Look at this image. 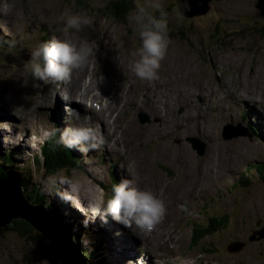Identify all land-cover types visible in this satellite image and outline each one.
<instances>
[{"label": "rangeland", "instance_id": "1", "mask_svg": "<svg viewBox=\"0 0 264 264\" xmlns=\"http://www.w3.org/2000/svg\"><path fill=\"white\" fill-rule=\"evenodd\" d=\"M111 1L84 0L85 5L81 6L77 0H0V10L6 9V13L0 14V122L11 126L10 133L0 129V150H10L16 164L30 172L31 180L42 188L55 213L63 217L64 227L83 224L88 207L95 201L107 200L112 185L121 179L130 180L135 187L150 189L163 199L165 214L152 230L171 232L174 242L166 238L165 246L160 240L151 242L140 238L128 258L115 250L116 257L125 264H264V239L247 243L243 240L234 252L227 248L237 235V228L244 232L248 226H254L257 219L264 220V186H257L253 175L251 185H243L250 179L249 174L254 173L250 164L255 160L264 163V126L261 125V122L264 125V23L255 7L256 0H211L210 10L205 15L194 18L181 15L179 19L176 0H161L168 14L169 31L167 51L157 78L166 85L160 84L158 88H169L176 82L181 91L174 92L178 95L176 103L167 102L165 108L159 106L161 113H156L155 109L152 112L143 100L150 96V104H161L163 96L168 94L159 92L156 80L142 81L128 71L127 65L139 47V40L128 19L117 21L103 11ZM130 1L134 5L145 2ZM65 13L87 15L92 24L79 32L65 34L62 23ZM65 35L72 39L95 40V55L90 56L82 68L74 70L67 83L43 84L29 78L24 64L31 48L40 41ZM86 76L85 86L92 85L94 92L103 96L104 89L105 97L112 98L114 107L107 108V114H118L122 132L115 140L120 144L103 136L104 145L86 155L72 148L78 163L71 164L74 167L68 169V173L64 170L48 177L32 157L39 154L46 140L45 132L85 120L94 127H102L92 122L94 115L89 114L85 99L82 101L88 115L66 116L69 108L64 104L69 103L70 98L75 101L77 96L70 95L64 88L72 85L70 91L79 89ZM56 94L62 99L66 97L67 102L58 100ZM119 97L123 98L122 102ZM242 97L252 100L249 102L255 104L254 109L260 111L262 118L252 115L251 108L247 107L249 103ZM185 101L189 103L183 106ZM132 102H137L138 106ZM162 119L165 124L144 132V126ZM197 120L203 122L202 126L187 132L176 126L180 123L185 129V125H194ZM125 122L137 126L133 131L138 133L126 135ZM246 122L253 123L254 129L253 125L260 126L256 136L223 137L222 134L228 132L227 126L234 128L232 131L246 129ZM194 141L205 145L203 154L193 148ZM53 178L57 181L55 184L51 182ZM66 179L77 181L79 185L70 195L67 186L60 182ZM56 193L68 198L61 199ZM166 197L175 198L174 202L168 205ZM213 217L226 218L224 227L192 245L194 224L206 227ZM113 222L116 223L109 218L107 223L97 219L86 226L83 224L88 241L99 246L107 264H110L109 250L113 246L103 232L108 227L112 230ZM116 229L125 235L129 231L119 224ZM142 231L133 225L129 234L140 235ZM29 234L32 236L24 241L13 232L0 231V264H66L53 250L56 247L45 242L36 230ZM118 235L119 232L115 236ZM78 247L84 254L88 253L82 243L79 242ZM83 256L89 264L87 256ZM145 259L149 260L142 263Z\"/></svg>", "mask_w": 264, "mask_h": 264}, {"label": "clouds", "instance_id": "2", "mask_svg": "<svg viewBox=\"0 0 264 264\" xmlns=\"http://www.w3.org/2000/svg\"><path fill=\"white\" fill-rule=\"evenodd\" d=\"M186 10L185 0L184 7L177 12V19ZM5 11L6 9L0 10V14ZM127 19L133 25L139 40V47L132 53L133 59L127 65L128 71L142 81H153L158 78V70L167 51L168 14L164 11L161 0H145L144 3L137 2L134 5ZM62 23L63 32L70 34L90 26L92 21L84 14L65 13ZM96 48L95 40L72 39L70 35L52 37L31 48L24 70L29 78L43 84L67 83L71 80L73 71L82 68L88 58L95 55ZM73 114L79 115L73 109L66 110V116L71 117ZM0 129L11 132V126L7 122H0ZM53 138L55 143L73 148L82 155L104 145V137L99 128L92 126L87 120L63 129L53 127L45 132L44 139ZM51 182L55 184L57 181L53 178ZM60 182L67 186L69 195L71 191L78 190L77 181L66 179ZM56 195H60L61 199L68 198L60 193ZM179 207L184 210L183 205ZM164 213L165 205L162 199L150 189L133 186L130 180L125 178L112 185L107 200L95 201L88 207L82 223L86 226L97 219L101 223H107L111 218L124 228L130 229L134 225L139 230L151 231Z\"/></svg>", "mask_w": 264, "mask_h": 264}, {"label": "bare ground", "instance_id": "3", "mask_svg": "<svg viewBox=\"0 0 264 264\" xmlns=\"http://www.w3.org/2000/svg\"><path fill=\"white\" fill-rule=\"evenodd\" d=\"M19 2V1H18ZM1 3V2H0ZM4 4V3H3ZM1 5V4H0ZM5 5V4H4ZM4 7V6H3ZM28 12V11H27ZM31 12V11H30ZM6 13V12H5ZM35 15V14H34ZM3 16V15H2ZM7 17V16H6ZM175 58V57H174ZM179 64V63H178ZM77 72H78V70H77ZM76 72V73H77ZM74 73V72H73ZM76 73H75V75H76ZM78 75V74H77ZM80 75V74H79ZM178 75V74H177ZM176 75V76H177ZM184 76V75H183ZM76 77V76H75ZM85 77V76H84ZM95 77V76H94ZM93 77V78H94ZM79 78V77H78ZM175 78H177V77H175ZM85 80H83V82H82V84H81V86L79 87V89H77V90H71L70 91V88H72V85L68 88V85H67V87L66 88H64V90L65 89H67V90H69L68 91V93L70 94V95H73V94H75L77 97H76V100L75 101H72V100H74V99H71L70 98V101H69V103L65 100L66 99V97H65V99H62V97H60V96H58V94H56L57 96H58V100H61V102H67V103H63L64 104V106L66 107V108H69V109H73V110H75V113H78L80 116H82V115H84V114H86L87 113V115H88V111H87V109L84 107V103H83V101L82 100H87V102L85 101V105H87L88 107H89V114H92V115H94V121H92V122H95V124H98V126L99 125H101L103 128H104V130H103V128L101 127V129L99 128V130H100V132H101V134L103 135V136H105L106 137V139L107 140H109L110 142H114V143H119V142H117L116 140H115V136L117 137L118 136V133L120 132H122V130L120 129V126H119V117H118V114H116L115 116L114 115H109L108 116V112H107V108H110L111 109V107H114V106H112V98H108V97H105V91H104V89H103V91H101V93H103L104 94V96L103 95H101V94H97L96 92H94V88H93V86L92 85H90V86H85V82L88 80V78H87V76H86V78H84ZM77 81H80V80H78V79H76ZM156 80V84H155V87H159L160 86V84L162 85H166V82L165 83H162V82H160L158 79H155ZM167 80V79H166ZM214 80V79H213ZM218 80H220V79H218ZM81 82V81H80ZM168 82V81H167ZM74 83V82H73ZM78 83V82H77ZM176 83V82H175ZM174 83V86L172 85L171 87H169V88H161V89H159V92H165L166 94H168V95H164L163 96V103H157L156 101V103H155V105H152V104H150V101L148 100V98L150 97V96H147L144 100H143V102L145 103V105H147L148 106V108L152 111L153 109H155V112L156 113H158V111H160L159 110V106L160 107H162V106H164V108L167 106V102H172V103H176L177 101H178V95H176V93H174V92H181L180 91V89H179V86H178V84H175ZM53 84V83H52ZM76 84V83H75ZM96 84V83H95ZM79 85V84H78ZM110 85V84H109ZM149 84H146V86H148ZM210 85V84H209ZM55 87V86H54ZM75 87H77V86H75ZM152 87V86H151ZM221 87H222V85H221ZM78 88V87H77ZM103 88V87H102ZM150 89V88H149ZM148 90V89H147ZM151 90V89H150ZM211 90V89H210ZM183 91V90H182ZM211 91H213V90H211ZM245 91V90H244ZM145 92V91H144ZM258 92V91H257ZM56 93V92H55ZM67 93V92H66ZM213 94L212 95H214V92H212ZM228 93H230V92H228ZM234 93V92H233ZM193 94V93H192ZM235 94V93H234ZM65 95V94H64ZM119 95V94H118ZM191 95V94H190ZM253 95V94H252ZM256 95V94H255ZM68 96V95H67ZM144 96V95H143ZM202 96H205L204 94L202 95ZM74 97V96H73ZM182 97H183V94H182ZM57 98V97H56ZM55 98V99H56ZM78 98V99H77ZM93 98V100H91ZM249 98V97H248ZM248 98L247 97H242V99L244 100V101H247L249 104L247 105V107H250L251 108V111H252V115L254 116L255 114H257L258 115V117H261L259 114H260V111L258 110V109H254V105L255 104H251L249 101H252V100H248ZM68 99V98H67ZM114 99V98H113ZM119 100H121V102L123 101V98L122 97H119ZM118 100V101H119ZM140 100V99H139ZM185 100H186V98H185ZM260 100V99H259ZM115 101V100H114ZM130 101H132V100H130ZM129 101V102H130ZM238 101V100H237ZM57 102V101H56ZM125 102V101H124ZM128 102V103H129ZM191 102H193V101H191ZM137 103V102H136ZM136 103H134V102H132L131 104H135V105H137ZM189 103V101H185L184 103H183V106L184 105H186V104H188ZM238 103V102H237ZM62 104V105H63ZM127 104V103H126ZM178 104V103H177ZM197 104V103H196ZM175 105V104H174ZM234 105H236V104H234ZM138 106V105H137ZM154 106V107H153ZM200 106V105H199ZM115 107H116V105H115ZM142 107V106H141ZM144 107V106H143ZM153 107V108H152ZM193 107V106H192ZM194 108H195V106H194ZM193 108V109H194ZM235 108V107H234ZM40 109V108H39ZM133 109V108H132ZM260 109V108H259ZM97 110H99V112L97 111ZM1 111V110H0ZM59 113H60V111L59 110H57ZM146 111V110H145ZM186 111V110H185ZM190 111V110H189ZM195 111V110H194ZM228 111V110H227ZM150 112V111H149ZM153 112V111H152ZM245 112V111H244ZM160 113H161V111H160ZM192 113V112H191ZM198 113V112H197ZM151 115V114H150ZM227 115V114H226ZM90 116V115H89ZM202 116V115H201ZM232 116V115H231ZM20 117V116H19ZM154 117V116H153ZM222 118L224 117V115L222 114V116H221ZM256 117V116H255ZM262 118V117H261ZM264 118V117H263ZM88 119V118H87ZM249 119V118H248ZM75 120V119H74ZM132 120V119H131ZM264 120V119H263ZM22 121V120H21ZM80 121V120H79ZM118 121V122H117ZM128 121V120H127ZM168 121V120H167ZM197 121H199V120H197ZM261 121V120H260ZM163 122H165V120L164 119H162V120H160L159 122H156V123H149L148 125H146V126H144V132L146 133V131L147 132H150L151 131V129H153L155 126H158L159 125V127L160 126H162V123ZM170 122V121H169ZM78 123V122H77ZM80 123V122H79ZM202 121H199V122H196L194 125H191V126H186L185 125V127H187V128H185V129H182L183 128V126L184 125H181L180 123H177L176 124V126L179 128V129H181L180 131H183V130H186V132L187 131H190L189 129H194V127H196V126H202ZM163 124H165V123H163ZM167 124V123H166ZM75 125V124H74ZM257 125V127H258V129H259V131H260V126L258 125V124H256ZM261 125L262 126H264L263 125V123L261 122ZM164 126V125H163ZM166 126V125H165ZM134 127H137V126H133V125H131V124H129V122H125V124H124V130H126L125 131V134L126 135H135V133L137 134L138 132L136 131L135 133H134V131H133V128ZM139 127V126H138ZM140 128V127H139ZM134 129H136V128H134ZM148 129H149V131H148ZM140 130V129H139ZM194 132V131H193ZM196 132H198V131H196ZM202 132V131H201ZM212 135V134H211ZM216 138V137H215ZM214 138V139H215ZM106 140V141H107ZM215 141V140H214ZM217 141V140H216ZM108 142V141H107ZM120 144V143H119ZM213 144V143H212ZM220 145V144H219ZM212 146V145H211ZM223 146V145H222ZM226 146V145H225ZM120 147V146H119ZM122 147V146H121ZM181 147V146H180ZM213 147V146H212ZM214 148V147H213ZM222 148V147H221ZM181 149V148H180ZM179 149V150H180ZM168 150V149H167ZM166 150V151H167ZM169 150H171L172 152H173V148H170L169 147ZM117 151V150H116ZM182 151V150H181ZM180 151V152H181ZM186 151V150H185ZM185 151H183L182 153H184ZM30 152V151H29ZM115 152V151H114ZM120 152H122V151H120ZM178 152V151H177ZM212 152V151H211ZM230 152V151H229ZM125 153V152H124ZM163 153V152H162ZM174 153V152H173ZM226 153V152H225ZM180 154V153H179ZM189 154V153H188ZM221 154H222V151H221ZM128 155V154H127ZM225 156V155H224ZM36 157V156H35ZM39 157V156H38ZM78 157V156H77ZM130 157V156H129ZM128 157V158H129ZM179 157H181V156H179ZM218 157V156H217ZM216 157V158H217ZM221 157V156H220ZM78 158H81V157H78ZM119 158V157H118ZM183 158V157H182ZM197 158V157H196ZM229 158V157H228ZM119 161V160H118ZM188 161V160H187ZM199 161V160H198ZM201 161V160H200ZM123 162V161H122ZM124 163V162H123ZM187 163V162H186ZM214 164V163H213ZM224 164V163H223ZM223 166V165H222ZM226 166V165H225ZM126 167V166H125ZM132 167V166H131ZM195 167V166H194ZM197 168V167H196ZM121 169H124L123 167H121ZM132 169V168H131ZM211 169V168H210ZM123 171V170H122ZM190 171H191V169H190ZM200 171V170H199ZM224 171V170H223ZM222 172V171H221ZM232 172V171H231ZM240 172V171H239ZM202 173H203V171H202ZM205 173V172H204ZM228 174V173H227ZM53 177V176H52ZM139 178V177H138ZM202 179V178H201ZM140 180V179H139ZM201 181V180H200ZM204 182V181H203ZM136 185V184H135ZM187 192V191H186ZM176 197V196H175ZM166 199H167V201H168V205H170L172 202H174V199L175 198H172V197H166ZM184 199V198H183ZM163 200V199H162ZM175 208V207H174ZM50 209V208H49ZM50 211L52 212V210L50 209ZM165 214V213H164ZM163 218V217H162ZM61 226H63L64 224V222H63V220L61 219ZM118 225V223H114L113 222V224H112V230L111 229H108V228H105L104 229V234H106V236H107V238L109 239V242H110V244L113 246V249H110L109 251H111V253H109L110 254V257H109V262H110V264H125L123 261H122V259L121 260H119L117 257H116V252H115V250L117 249V252L121 255V256H123V255H126V257L128 258V257H130L131 256V253H133L134 252V250H133V246H136V244L140 241V238L141 239H143V240H148V241H157V240H160L161 241V243L162 244H165V246H167L166 245V238H168L169 239V241H171L172 239H174L175 237H174V235H172V233L171 232H167V233H162V232H160V229H158V228H155V230H151V231H142L141 232V234L139 235V233L138 234H136V235H138V237H135V236H132V234L130 233L129 234V232H130V229H129V231H128V234L126 233V235H125V233H122L120 230H117L116 229V226ZM66 226H68V224H66ZM66 226L64 227L63 226V228H65V230L67 231V232H70V231H68L67 230V228H66ZM156 227V226H155ZM98 228V227H97ZM123 229V228H122ZM125 230V229H124ZM128 230V229H127ZM115 231V232H114ZM113 232H114V234L115 235H117V233L119 232V235L118 236H115L114 234H113ZM72 233V232H71ZM73 234V233H72ZM162 235H164L163 237H162ZM165 236H167V237H165ZM174 237V238H173ZM163 238V239H162ZM173 241V240H172ZM174 242V241H173ZM156 243V242H155ZM142 244V243H141ZM117 247H119V248H117ZM144 247V246H143ZM141 248V247H140ZM139 248V249H140ZM145 248H146V246H145ZM109 249V248H108ZM112 250H114V254L112 253ZM138 250V249H137ZM154 250V249H153ZM143 251V250H142ZM113 254V255H112ZM156 254V253H155ZM137 257V256H136ZM138 259V258H137ZM146 260H149V259H145V260H141V262L143 263V262H145Z\"/></svg>", "mask_w": 264, "mask_h": 264}, {"label": "trees", "instance_id": "4", "mask_svg": "<svg viewBox=\"0 0 264 264\" xmlns=\"http://www.w3.org/2000/svg\"><path fill=\"white\" fill-rule=\"evenodd\" d=\"M77 4L81 6L85 5L84 0H77ZM133 8L134 4L130 0H113L111 2H107L103 11L113 19L124 22L127 19L128 13ZM262 30L264 31V26L262 27ZM179 33L182 35L183 31L181 30ZM42 155L44 157L42 168L48 177L57 176L60 173H63V171L66 170V167L71 166V164L78 163L74 158V150L64 146L63 144L55 143V138L46 140L42 146ZM36 157L39 158L38 155ZM0 178H8L21 183L26 195L32 202H44V204L50 208L52 212H55L53 206L47 201L42 188L35 181L31 180L29 171L27 172L23 170L21 166L16 164L15 160L12 158V152L10 150H0ZM245 182L243 185H246ZM59 217L63 220L62 216ZM209 220L210 222L206 227L194 224V240L192 245L195 246L200 239L205 238L208 235L212 236L213 233L218 231V229L223 228L226 224V218L219 219L218 217H213L209 218ZM66 228L68 231L73 233L75 240L79 241L80 244L82 243L85 250H87L88 253L84 254L83 252V254L89 259V264H107L105 256L100 252L99 246L92 245L88 241V238L86 237L88 235H86L87 230L84 229L83 225L72 224L69 226L68 224ZM5 229L15 233L24 241L32 236L29 233L34 230L28 223L21 219L14 220L13 224L11 226H6ZM0 231H2V229H0ZM31 238L33 241L35 240L33 237ZM36 240L39 243L37 238ZM204 251L206 252V250Z\"/></svg>", "mask_w": 264, "mask_h": 264}, {"label": "water", "instance_id": "5", "mask_svg": "<svg viewBox=\"0 0 264 264\" xmlns=\"http://www.w3.org/2000/svg\"><path fill=\"white\" fill-rule=\"evenodd\" d=\"M210 1L186 0L187 10L183 11L182 15L186 18L205 15L210 10ZM176 2L178 10L184 7L185 0H176ZM255 7L259 10L264 23V0H256ZM227 129L228 132L222 134L224 138L239 135L251 136L247 129L241 128L232 131L234 128H230V126H227ZM192 145L198 154L204 153V144L194 141ZM56 214H53L44 202H32L25 194L21 183L0 178V229L3 230L6 226H11L14 220L21 219L36 230L45 242L55 246L56 250H53L57 251L66 264H87V260L74 241L73 234L61 227V217L59 214H57L59 216H55ZM258 233L259 237H264V229ZM239 246L241 247V244L236 243L228 245L227 248L229 252H234L240 248Z\"/></svg>", "mask_w": 264, "mask_h": 264}, {"label": "flooded vegetation", "instance_id": "6", "mask_svg": "<svg viewBox=\"0 0 264 264\" xmlns=\"http://www.w3.org/2000/svg\"><path fill=\"white\" fill-rule=\"evenodd\" d=\"M194 18V17H193ZM254 134V135H253ZM255 132H252L251 137L255 136ZM250 163V162H249ZM251 169L253 170V174H249L250 175V179L248 181H246V185H251V176L253 175V177H255L256 181H254V183L257 186L263 187L264 186V163H261L259 160H255L254 162H252L251 164ZM248 168V164L246 166L245 169ZM261 183V184H259ZM214 222V221H213ZM264 222V220L262 218H259L255 221V225H250L248 226L244 232H239L241 231V229L237 228V235L232 238L230 240V244H241V242L244 240L245 243H247V241H262V239H264V237H259V233L258 231H261V228L264 227V225L262 224ZM220 230V229H218ZM246 233V234H244ZM250 234V235H249ZM253 237V238H252ZM241 238L242 240L240 241Z\"/></svg>", "mask_w": 264, "mask_h": 264}]
</instances>
